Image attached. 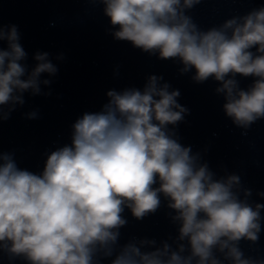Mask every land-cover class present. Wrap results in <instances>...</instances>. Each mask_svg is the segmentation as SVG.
Returning <instances> with one entry per match:
<instances>
[{
  "label": "clouds",
  "instance_id": "1",
  "mask_svg": "<svg viewBox=\"0 0 264 264\" xmlns=\"http://www.w3.org/2000/svg\"><path fill=\"white\" fill-rule=\"evenodd\" d=\"M92 2L103 6L115 40L177 62L197 84L217 82L223 112L236 127L264 119V6L204 30L186 14L201 0ZM0 41L7 44L0 48L3 122L25 104V93L51 95L41 86L52 84L58 67L50 53L37 51L29 68L14 24L0 25ZM237 76L253 82L242 89ZM106 96L100 111L75 120L71 143L47 153L41 172L19 168L14 152H0V253L25 264H264L240 247L259 241L264 204L251 201L239 175L218 177L201 152L180 142L176 128L190 114L178 102L180 90L152 74L142 89ZM24 116L38 119L39 111ZM162 198L177 228L172 243L132 238L120 245L125 210L143 220Z\"/></svg>",
  "mask_w": 264,
  "mask_h": 264
}]
</instances>
